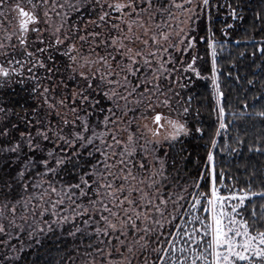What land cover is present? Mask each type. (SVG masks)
<instances>
[{
  "label": "snow or ice",
  "instance_id": "1",
  "mask_svg": "<svg viewBox=\"0 0 264 264\" xmlns=\"http://www.w3.org/2000/svg\"><path fill=\"white\" fill-rule=\"evenodd\" d=\"M208 7L210 0L196 4L193 0H27V7L20 0H0V246L4 249L0 264H21L24 242L19 247L9 244L20 239L29 215L28 240L36 245L43 244L38 237L65 224L72 226L67 237L80 235L81 244L84 234L95 237V244L87 245L94 251L83 253L92 259H85L84 264H97L96 257L100 264H141V256L142 264H264V203L248 209L253 198L264 200V171L260 173L261 191H253L255 167L246 178V187L240 188L224 168L217 170L215 152L216 137L223 134L220 151L238 153L247 141L248 129L241 134L237 127L234 137L229 129L251 117L264 123V109L255 110L241 101L245 110L253 107V111L233 112V119H228L219 79L218 42L211 27L200 38L211 57L213 111L218 120L200 172V181L208 183V190L201 192L197 181L190 201L186 199L188 186L177 194L180 169L176 160L172 161L176 171L172 176L167 153L163 158L156 154L164 143L171 147L183 136H203L202 127L188 126L190 101L175 119L171 117L174 110L168 92L175 71L170 66L178 54L196 46L195 38L188 36L194 31V18L199 19L197 8L202 12ZM228 8L233 20L242 19L231 4ZM173 9L186 25L178 32L179 18ZM13 13L15 28L8 31L5 24ZM254 19L264 25L260 12ZM41 23L46 26L43 30ZM219 47L223 50L224 45ZM257 53L264 58V41L252 55ZM197 59L193 55L185 70L200 77ZM235 79L239 81L240 76ZM13 84H19L27 97L23 104L6 95ZM247 84L253 85L254 80L248 79ZM164 108L169 115L158 111ZM149 113L154 115L149 117ZM141 120L142 125L136 123ZM134 123L136 131L132 130ZM248 152L264 155V133L248 143ZM148 155L152 157L150 168L144 163ZM170 180H177L172 191H168ZM227 180L233 181L230 187ZM21 209L23 223L18 224ZM46 215L52 219L45 220ZM166 225L171 239L162 247ZM173 226L175 231H171ZM113 248L119 260L112 259ZM153 252L156 258L150 259ZM76 254L80 255L79 247ZM75 260L76 256H69L54 264H75Z\"/></svg>",
  "mask_w": 264,
  "mask_h": 264
},
{
  "label": "trees",
  "instance_id": "2",
  "mask_svg": "<svg viewBox=\"0 0 264 264\" xmlns=\"http://www.w3.org/2000/svg\"><path fill=\"white\" fill-rule=\"evenodd\" d=\"M15 2L16 0H13V3ZM20 2L27 7V0H20ZM228 4L236 8L242 19H232ZM257 12L264 15V0H210V7L205 8L202 12L198 8L197 13L199 14V19L194 18L191 25L194 31L190 33L188 39L194 37L196 46L189 53L178 54L179 58L170 66L175 71L170 78L172 91L168 92V96L173 102L177 103H185L187 105L190 101L191 117H189L190 121L188 126L191 129L200 126L204 131L202 138L200 134L186 136L179 139L170 148L159 150L156 154L162 158L167 153L169 164L168 172L172 176L176 175L175 169L171 167L173 159L176 160V167L180 169L178 177L180 188H177L176 192H179L184 186H188L189 190L186 194V199L189 201L192 199V192L195 190L194 182H200L201 187L199 190L201 192L208 190V183L200 181V172L205 168L207 152L211 147V139L215 135V130L218 126L217 113L213 111L216 108V101L212 91L211 57L208 53L207 44L201 41L200 38L207 36L209 27L213 29L214 39L218 42L219 79L221 89L226 94L223 104L229 112L228 119H233L231 115L233 112L238 115L241 111H253V107L245 110L241 101H246L250 106H254L255 110H262L264 109V87H262V82H264V58H261L258 53L256 56L252 55L254 50L260 46L261 41H264V25H262L261 21L254 19ZM14 17L15 13L11 14L9 22L5 24L8 31H13L15 28ZM76 19L77 17L73 16L72 22L75 23ZM87 19L88 17H85V20ZM160 20V17L156 18V22ZM229 24L232 25L231 28L227 27ZM45 27V24L40 25L42 30ZM80 27H84V21H81ZM0 35H3V33L0 32ZM31 38L34 39L35 35L33 34ZM221 44L224 45L223 50L219 47ZM84 51L85 53L87 52V45L84 46ZM241 52L244 53L243 56L240 55ZM193 55L200 57L195 64L196 69L200 71V77H197L195 72L191 70H185L187 64L192 62ZM181 59L184 61L183 64L180 62ZM229 72H231V76H229ZM237 75L240 76L239 81L235 79ZM248 79H253L254 84L248 85ZM163 84L164 90L167 91L169 87L168 80H165ZM6 95L13 102H19L20 104H23L27 98L19 84H13ZM104 107H108L106 102ZM129 107H132V105H129ZM18 110L22 113L21 109L18 108ZM137 112L139 113V111ZM137 112L135 113L136 116L138 114ZM118 115L121 114L118 113ZM131 115L130 113L126 119H130ZM95 119L96 117H93V120ZM100 119L102 120L103 117H100ZM237 127L242 130L241 134H243V129H248L247 141L238 153L228 154L220 151L224 145L223 134L220 137H216L218 140V147L215 150L217 170L219 171L220 168H224L230 177L236 178L237 186L244 188L246 187V178L249 176L253 167H255L257 176L252 181L253 191H261L260 173L264 171V155L255 152L249 153L248 143L254 142L261 133H264V123H261L256 117L238 120L229 129L231 136H235V129ZM122 135L126 137V134ZM229 143L233 147L236 146L234 141L230 140ZM149 151H152V149H149ZM143 155L144 153L142 152L141 156ZM182 157H186V159H182ZM140 158V156L137 157L138 162ZM144 163L148 165L145 160ZM168 183L170 185L168 190L172 191V185L176 184L177 180H170ZM232 183V180L226 181V185L229 187ZM261 203H264V200L260 197H255L248 204V209L251 210L253 204L259 205ZM67 206L65 204V207ZM183 206L187 208L188 205L185 203ZM23 214L22 209L18 211V224L23 223L19 219ZM200 214L202 216L204 215L203 209L200 210ZM37 219H39L38 215ZM44 219L50 220L52 218L46 215ZM79 223L78 220L77 224ZM176 223H179V221L177 220ZM31 224L32 217L29 215V220L24 224V231L20 235V239H13L9 244V247L11 244L19 247L21 241L24 242L26 250L22 254L23 259L21 264H54L55 260L61 258L67 261L69 256H76L75 264H84L85 259H92L91 257H85L83 253L94 251V249L87 248V245L90 243L95 244V237L89 239L84 234L83 243L81 244L80 235L75 238L67 237V232L72 230V226L71 224H65L62 229L57 226L54 228L53 233L38 237L43 241V244L36 245L34 241L28 240V232L31 230L29 225ZM166 227L165 235L161 238V244L159 245L162 247H167L168 245L165 241L171 239L168 235L169 228L168 226ZM171 231H175L174 226ZM17 232H19V229L12 233L13 236ZM58 237L59 240L57 241ZM30 243L32 244L31 248L28 247ZM57 243L59 244V251H57ZM154 246L157 247L155 241L152 244V247ZM77 247H79V256L76 254ZM0 251H4L2 246H0ZM155 258L156 254L154 252L151 253L150 259ZM96 260L99 261V257H96Z\"/></svg>",
  "mask_w": 264,
  "mask_h": 264
},
{
  "label": "rangeland",
  "instance_id": "3",
  "mask_svg": "<svg viewBox=\"0 0 264 264\" xmlns=\"http://www.w3.org/2000/svg\"><path fill=\"white\" fill-rule=\"evenodd\" d=\"M177 2L178 3H180V2H182V0H177ZM199 2V0H193V4H196V3H198ZM197 11H198V8H197ZM173 12L177 15V17L179 18L178 20H177V23H178V27L176 28V30L175 31H179V28H181V27H184V28H186V25L185 24H183V23H180V21L181 20H183V16L180 14V13H178V12H176V10L175 9H173ZM167 23H169V24H171V21H168V18L165 16L164 18H163ZM160 22V21H159ZM159 22H157V23H159ZM40 25H43V23H41ZM166 31H168V30H170V29H165ZM185 46H187V45H185ZM165 91V90H164ZM165 92H167V91H165ZM160 99L161 100H163L164 99V97L163 96H161L160 97ZM170 103H171V105H172V109L174 110V111H172L171 112V117L173 118V119H175L176 118V113L177 112H182V110H183V108L184 107H188L189 106V104H185V103H177V102H173V100L170 98ZM158 111H162L163 112V114L164 115H169V111H168V109L167 108H164V109H158ZM138 113V112H137ZM152 115H154V113H149V117H151ZM137 116H139V113L137 114ZM189 117H191V111H190V114L188 115V117H187V119L189 118ZM192 119V118H191ZM190 121V118L188 119V122ZM136 123H140L141 125L144 123V121H137ZM136 123H134L133 124V126H132V130L133 131H136ZM149 123H150V120H149ZM184 137H186V136H183V137H181V138H179V139H182V138H184ZM178 139V140H179ZM177 140V141H178ZM177 141L175 142V143H177ZM140 143H142L143 144V140H141L140 141ZM174 143V144H175ZM173 144V145H174ZM168 148H170V146H169V144L168 143H164L161 147H159L158 149H156V152H158L159 150H163V149H168ZM149 149L151 150V147H149ZM162 158H163V156H162ZM151 160H152V157H151V155H148L147 156V158L145 159V162H147L148 163V165H149V168L151 167ZM146 174H147V170H146ZM168 191H171V190H168ZM177 194H180V191L179 192H177ZM169 211H171V205L169 206ZM167 226V225H166ZM165 226V228H167ZM156 240V237H153V241H155ZM158 246V245H157ZM153 248H155V246L153 247ZM143 256H141L140 257V262H141V264H142V261H143ZM112 259L113 260H119L120 259V256L118 255V254H116L115 253V249H114V252H113V257H112ZM97 264H100V262L97 260ZM133 264H137V262L136 261H133Z\"/></svg>",
  "mask_w": 264,
  "mask_h": 264
}]
</instances>
